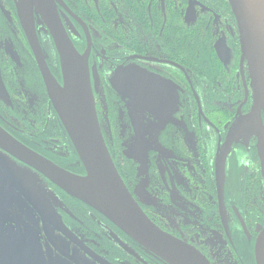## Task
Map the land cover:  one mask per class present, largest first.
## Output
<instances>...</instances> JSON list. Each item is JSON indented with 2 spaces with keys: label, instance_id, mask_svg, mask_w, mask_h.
<instances>
[{
  "label": "flooded vegetation",
  "instance_id": "af4514ba",
  "mask_svg": "<svg viewBox=\"0 0 264 264\" xmlns=\"http://www.w3.org/2000/svg\"><path fill=\"white\" fill-rule=\"evenodd\" d=\"M61 2L65 31L86 53L104 143L142 211L210 264H264V113L251 130L230 137L253 97L228 0ZM39 19L34 13L44 61L62 85L57 49ZM128 65L162 81L154 82L147 108L111 84L115 69ZM0 129L60 168L85 174L15 0H0ZM0 264L170 263L0 146Z\"/></svg>",
  "mask_w": 264,
  "mask_h": 264
},
{
  "label": "water",
  "instance_id": "95a60500",
  "mask_svg": "<svg viewBox=\"0 0 264 264\" xmlns=\"http://www.w3.org/2000/svg\"><path fill=\"white\" fill-rule=\"evenodd\" d=\"M61 0H15V6L26 35L34 50L49 98L54 106L85 174L77 175L60 168L22 145L0 129V146L18 159L36 167L69 194L95 207L141 246L170 264H210L193 246L166 233L154 224L132 198L110 158L99 127L94 96L90 85L86 53L81 55L61 22L56 9ZM239 34L241 60L246 61L252 88L253 106L250 114L233 124L232 138L237 131L251 130L255 118L264 113V0H228ZM41 16L54 41L60 59L63 84H59L46 65L36 32L33 15ZM39 19L38 23H42ZM154 82L162 81L151 73L132 65L119 66L111 84L132 103L148 107ZM264 156V134L261 136ZM225 152L216 164L220 186L224 176ZM8 177L15 176L4 166ZM263 238L258 250L263 247ZM260 251V250H259Z\"/></svg>",
  "mask_w": 264,
  "mask_h": 264
},
{
  "label": "trees",
  "instance_id": "16d2710c",
  "mask_svg": "<svg viewBox=\"0 0 264 264\" xmlns=\"http://www.w3.org/2000/svg\"><path fill=\"white\" fill-rule=\"evenodd\" d=\"M189 49V48H188Z\"/></svg>",
  "mask_w": 264,
  "mask_h": 264
}]
</instances>
